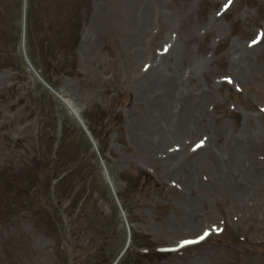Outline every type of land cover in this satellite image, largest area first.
Wrapping results in <instances>:
<instances>
[{"label":"rangeland","instance_id":"obj_1","mask_svg":"<svg viewBox=\"0 0 264 264\" xmlns=\"http://www.w3.org/2000/svg\"><path fill=\"white\" fill-rule=\"evenodd\" d=\"M28 4L22 49L0 0V264H264V0Z\"/></svg>","mask_w":264,"mask_h":264},{"label":"bare ground","instance_id":"obj_2","mask_svg":"<svg viewBox=\"0 0 264 264\" xmlns=\"http://www.w3.org/2000/svg\"><path fill=\"white\" fill-rule=\"evenodd\" d=\"M25 16H26V0H24V17H23V20H22V27L23 28H25V25H26V22H25ZM27 28V27H26ZM26 28H25V31H26ZM26 35V34H25ZM155 64V67H157L158 66V63H154ZM152 72H153V82L154 83H156L157 85H161L162 83H163V81L161 80V78H159V74H158V72H160L159 71V69L158 68H154V69H152L151 70ZM165 75H167V73H165ZM161 87H162V85H161ZM165 93V92H164ZM165 102V101H164ZM165 105H167L166 104V102H165ZM165 105H163V107L165 106ZM163 112H165V110L163 111Z\"/></svg>","mask_w":264,"mask_h":264},{"label":"snow or ice","instance_id":"obj_3","mask_svg":"<svg viewBox=\"0 0 264 264\" xmlns=\"http://www.w3.org/2000/svg\"><path fill=\"white\" fill-rule=\"evenodd\" d=\"M225 7H228V5L226 4ZM206 234H207V233H205V235H206ZM200 238L202 239L203 237H200ZM181 243H182V244H187V243H190V241H182Z\"/></svg>","mask_w":264,"mask_h":264}]
</instances>
